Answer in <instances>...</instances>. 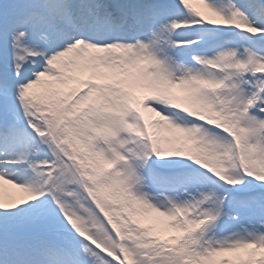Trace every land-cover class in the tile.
Here are the masks:
<instances>
[{
  "label": "snow or ice",
  "instance_id": "1",
  "mask_svg": "<svg viewBox=\"0 0 264 264\" xmlns=\"http://www.w3.org/2000/svg\"><path fill=\"white\" fill-rule=\"evenodd\" d=\"M0 264H264V0H0Z\"/></svg>",
  "mask_w": 264,
  "mask_h": 264
}]
</instances>
